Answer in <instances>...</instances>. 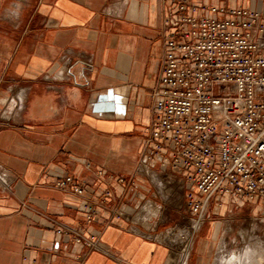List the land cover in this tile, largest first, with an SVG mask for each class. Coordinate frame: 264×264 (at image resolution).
Here are the masks:
<instances>
[{"label":"crops","instance_id":"crops-1","mask_svg":"<svg viewBox=\"0 0 264 264\" xmlns=\"http://www.w3.org/2000/svg\"><path fill=\"white\" fill-rule=\"evenodd\" d=\"M167 8L164 0H0V264H170L177 240L166 231L190 214L189 186L172 167L142 169ZM68 174L88 196L51 185ZM105 190L112 195L98 205ZM240 202L210 199L185 264H236L222 247V216ZM87 203L96 205L90 220Z\"/></svg>","mask_w":264,"mask_h":264},{"label":"built area","instance_id":"built-area-1","mask_svg":"<svg viewBox=\"0 0 264 264\" xmlns=\"http://www.w3.org/2000/svg\"><path fill=\"white\" fill-rule=\"evenodd\" d=\"M164 1V55L142 169L154 162L185 174L197 229L216 195L264 208V7ZM51 185L80 197L90 192L70 174ZM111 195L105 190L97 204ZM86 206L90 220L96 205Z\"/></svg>","mask_w":264,"mask_h":264},{"label":"rangeland","instance_id":"rangeland-1","mask_svg":"<svg viewBox=\"0 0 264 264\" xmlns=\"http://www.w3.org/2000/svg\"><path fill=\"white\" fill-rule=\"evenodd\" d=\"M241 5L263 8L264 0H247ZM238 211L242 212L238 214ZM189 213L188 217L182 219L181 222H177L175 219L170 221L168 224L170 228L166 231L169 234L170 241L173 238L177 240L176 242H170L172 251L175 253L184 252V257L189 250V242L196 224L192 219L194 215L191 212ZM231 213L237 214L228 217V213H226L222 216L228 223V233L226 239L222 242V247L226 250L225 257L236 264H244L245 262H247L245 264H258L255 255L259 252L262 256L259 264H264V212L257 211V203L242 200L240 204L236 203L234 205ZM248 252L253 255L245 256Z\"/></svg>","mask_w":264,"mask_h":264},{"label":"bare ground","instance_id":"bare-ground-1","mask_svg":"<svg viewBox=\"0 0 264 264\" xmlns=\"http://www.w3.org/2000/svg\"><path fill=\"white\" fill-rule=\"evenodd\" d=\"M226 244V243H225ZM227 245V244H226ZM190 248V247H189ZM188 249V248H187ZM185 251V250H184ZM241 252V251H240ZM253 252V251H252ZM177 254L178 253H175V254H172V256H171V260H170V264H174V262L176 261V259H177ZM188 254H189V250H188V252L186 253V256L184 257V264H185V261L187 260V257H188ZM252 254V253H251ZM250 254V252H248V253H246L245 254V256L247 255V256H250L251 255ZM182 255V254H181ZM253 255V254H252ZM256 256V259H257V263L259 264V261L261 260V253H259V252H257V254L255 255ZM234 260H236V259H234ZM183 261V260H182ZM246 261V260H245ZM244 262V261H243ZM254 262V261H253ZM242 263V262H241ZM245 263H247V262H245ZM244 263V264H245Z\"/></svg>","mask_w":264,"mask_h":264}]
</instances>
